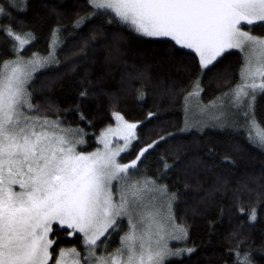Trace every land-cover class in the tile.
<instances>
[{"label":"trees","instance_id":"obj_1","mask_svg":"<svg viewBox=\"0 0 264 264\" xmlns=\"http://www.w3.org/2000/svg\"><path fill=\"white\" fill-rule=\"evenodd\" d=\"M0 6L5 8L0 14L5 28L0 31V62L19 51L13 48L9 27L34 35L21 50L23 55L52 53L58 61L28 84L35 115L82 133L83 151L96 148L97 137L114 124L117 112L138 123L131 157L166 137L133 171L136 178L152 179L166 188L172 220L187 229V237L173 246L194 249L165 264H237L236 252L247 254L251 264H264V147L250 139L248 120L199 131L184 129L185 97L193 82L199 77V97L205 104L225 95L240 81L244 57L239 50L225 52L201 74L192 50L169 39L142 36L113 14L101 15L88 0H26L23 11L18 8L24 5L13 8L10 0H0ZM82 17L87 18L77 27ZM243 27L264 36V24ZM253 112L264 129V93L257 94ZM149 113L154 115L149 118ZM165 161L171 167L166 169ZM253 208L254 222L249 218ZM123 231L119 224L99 244L119 248ZM70 232L54 224L50 264L62 249L84 252L83 235Z\"/></svg>","mask_w":264,"mask_h":264},{"label":"snow or ice","instance_id":"obj_2","mask_svg":"<svg viewBox=\"0 0 264 264\" xmlns=\"http://www.w3.org/2000/svg\"><path fill=\"white\" fill-rule=\"evenodd\" d=\"M10 2L13 8L24 5L19 11L26 8V0ZM88 4L101 15L113 14L142 36L169 39L175 46L192 50L201 74L225 52L240 50L245 54L240 83L225 96L234 107L247 109L244 115L250 118L251 129L260 128L253 106L257 94L264 93V36L253 35L242 26L264 24V0H88ZM0 14H5L3 6ZM86 18L78 20L76 26ZM4 30L0 26V31ZM7 33L14 40V49H23L35 38L31 32L18 33L11 27ZM51 63H58L52 53L0 62V264H48L54 243L48 236L54 224L83 233L89 255L95 256L93 246L100 237L117 226L119 217L129 215L131 220L133 214L136 223L121 238L122 246L108 256L97 257L94 264H165L166 258L193 252L192 248L171 249L161 235L163 225L173 217L162 216L153 201L157 193L167 195L166 188H157L150 180L126 182L119 201L113 200L112 181L126 180L141 157L166 137L142 148L131 163H119L120 153L138 139V124L127 122L117 112L114 116L119 126L107 132L121 134L123 147L112 149L105 138L103 151L77 153L68 136L71 130L60 128L58 121L30 114L34 105L26 86ZM192 88L186 100L202 91L199 77ZM153 115L149 113V118ZM256 140L264 145V129L257 132ZM164 167L171 165L165 161ZM249 218L253 222L257 219L255 208ZM171 227L168 238L187 237L183 225ZM71 251L79 256L75 249ZM64 255L61 250L56 264H63ZM235 255L237 264H251L247 254Z\"/></svg>","mask_w":264,"mask_h":264},{"label":"rangeland","instance_id":"obj_3","mask_svg":"<svg viewBox=\"0 0 264 264\" xmlns=\"http://www.w3.org/2000/svg\"><path fill=\"white\" fill-rule=\"evenodd\" d=\"M244 30L245 31H249L246 28H244ZM252 34L256 35L254 33H252ZM256 36H259V35H256ZM55 47H56L55 43L52 42V49H55ZM21 50L22 49H19V51H17V56H20V57L24 58L25 60L31 58L33 56V54H34L33 53V54L29 55V56H25V55H23L21 53ZM234 50H237V49H234ZM35 54H37V53H35ZM242 54H243V57H245V54L244 53H242ZM17 56L15 58L11 59V60H15L17 58ZM39 56L40 57H47V56H42V55H39ZM8 61H10V60H8ZM239 83H240V81H239ZM26 87H27V90H28V85ZM229 92L230 91H228L227 93H229ZM246 110L247 109H241V108L234 107L231 104V102L229 100V97H227L225 95H222L217 100L212 101V102H210L208 104H205V103L201 102L199 95L198 96H193V97H190L188 100L185 99V123H184L185 127H184V129L186 131H192V130H198L199 131V130H203V129H206V128H209V127H212V126H219V125L220 126L221 125L222 126H226L228 123L236 122V120H238V121H240L242 119L243 120H249L250 118L246 117L244 115V111H246ZM26 111H29V110L26 109ZM33 111L34 110L32 109L30 111V114L33 115V116H37V115L34 114ZM43 118H47V117H43ZM47 119H49L51 121H58V120H55V119H52V118H47ZM124 120H126L129 123L138 124L137 122H133V121L127 120L125 118H124ZM119 123L120 122L115 117L114 124L106 127L100 133V135L97 137V146H96L95 149H93L91 151H83L81 149L82 147H84L86 145V141H85L84 135L82 133H80V132H78L76 130H72V129L67 128V127H63V126H61L60 122H59V127L62 128V129H66V130H71V132L68 133V136H69V139L73 141L75 149H76V152L77 153H83V154L87 155L89 153L96 152L97 150L103 151L104 150V139L105 138L109 141V147L110 148L115 149L117 147H123L124 142H123L121 134H114V133H108L107 132V129H109V128L116 129L119 126ZM248 126H249V124H248ZM261 129H262L261 127L257 128V129H251L252 138L256 142H257L256 134ZM135 132H136V129H135ZM80 140H82L83 143H75V141H80ZM135 141L136 140H134L132 142V144L130 145V147H129V149L127 151L120 153V155L117 157V160H118L119 163H121V164H129V163H131L132 160L136 159V156L139 154V151L142 148L147 147V146L141 147L140 149H138L136 151L135 155L133 157H131L130 153H131V150H132V147H133V144H134ZM262 146L264 147V145H262ZM141 159H142V157H141ZM139 162L140 161L137 162V166H138ZM137 166H136V168H137ZM136 168L129 170V173L127 174L126 180H113L112 181V192H113V200H114V202H118L119 201V197H120L121 191L124 189V186H125L126 182L135 183L136 181L143 182V181L147 180V179H138V178H136L135 174H133V171ZM150 181H154V180L150 179ZM154 182H155V186L157 188H163L161 186V184H158L156 181H154ZM169 202L170 201H169V198L167 197V195L162 196L159 193L156 194L155 199L153 201V203L156 205V207L161 212L162 216H165V217L171 215V208L169 209V207H168ZM136 219H137V216L135 214L132 215L131 220H130L129 215H123V216L118 218L117 226L115 228H118V225L120 224L121 229H124V231H125V232L123 231V234H122L121 238L126 233L130 232L131 224L136 223ZM161 223H163V221H161ZM172 224L177 225L173 220H171L168 224H164L163 225V231L161 232V235L165 236V239L167 240L168 246L171 249H173V250L182 249V248H180L179 245L173 246V244H175V243L177 244V243L183 241L184 239L183 240H173V239L168 238V236L166 235L167 233H171L172 232V227H171ZM64 227H66V226H64ZM115 228L109 229L108 232L105 233L104 236L100 237V240L97 242V245L93 246V250L95 251V254H96L95 256H90L89 255V246L86 245V243H85V238H84L83 233H80V234L83 235L84 244H85V247H86L83 250L84 252L81 253L79 250L75 249L76 253H79V256H76L71 251L74 248L62 249L65 252L64 257L62 258L63 259V264H74V261L77 260V259L80 260V264H94V261H95V259L97 257H104V256H108L111 253H114L116 251V249L109 250V246H108L107 242L102 243V245H100L99 243L105 237H107L109 235V233H110V231L112 229H115ZM72 232H74V230H72ZM48 238L51 239V233H49ZM121 246L122 245H120V247ZM49 251L51 252V248L49 249ZM85 257H88L87 261H85V259H84ZM170 258H172V257L166 258L165 262L167 260H169ZM51 259H52V252H51V258L48 260V264L51 263ZM57 259H61L60 254H59ZM56 260L52 264H56Z\"/></svg>","mask_w":264,"mask_h":264},{"label":"bare ground","instance_id":"obj_4","mask_svg":"<svg viewBox=\"0 0 264 264\" xmlns=\"http://www.w3.org/2000/svg\"><path fill=\"white\" fill-rule=\"evenodd\" d=\"M30 86V85H29ZM89 135V134H88ZM91 145V144H90ZM85 149V148H84ZM87 149V148H86ZM89 149V148H88ZM116 237V236H115ZM59 248V247H58Z\"/></svg>","mask_w":264,"mask_h":264}]
</instances>
